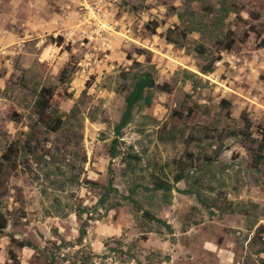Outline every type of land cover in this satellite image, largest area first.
<instances>
[{"label":"rangeland","instance_id":"obj_1","mask_svg":"<svg viewBox=\"0 0 264 264\" xmlns=\"http://www.w3.org/2000/svg\"><path fill=\"white\" fill-rule=\"evenodd\" d=\"M143 73L169 91L117 137ZM263 135L264 0H0V264H264Z\"/></svg>","mask_w":264,"mask_h":264},{"label":"trees","instance_id":"obj_2","mask_svg":"<svg viewBox=\"0 0 264 264\" xmlns=\"http://www.w3.org/2000/svg\"><path fill=\"white\" fill-rule=\"evenodd\" d=\"M203 51V50H202ZM210 70L207 68L206 72ZM204 72V73H206ZM69 70L65 69L62 72V80L66 81L68 79ZM158 88L162 91H169L166 85L159 86L156 84L154 78L149 73H143L140 75L134 83L133 89L126 96V108L122 115L120 123L116 126V136L121 137L123 129L128 125L131 120L133 111L135 107L144 102L146 105H151L153 100L150 96H147L146 93L150 89ZM63 95H60L57 90L52 88H45L39 95V100L36 103V112L38 114L39 120L45 124L49 133H55L59 131L62 127L63 120L61 118L54 119L52 122H47L48 112L53 105H58L63 100ZM244 130L242 132V136L247 139H251L253 136L252 127L253 124L250 120L245 121ZM21 152V146L19 142L14 141L9 144L5 152L3 153L0 161V191L4 188L5 182L4 178L8 175L9 170L16 171L17 170V158L19 157ZM222 152V148L219 149L218 153ZM116 150L113 146L111 157L114 158L116 156ZM130 165V164H128ZM264 166V135L263 140L259 144L258 148L253 151V161H252V169L255 173L260 174L261 168ZM188 167H181L179 173L174 177V183H170L167 181L159 180L155 182L154 188L158 191L164 192L167 194L170 192L175 185L180 183L185 179L186 171ZM4 193V192H2ZM82 216V213L80 217ZM6 221L2 217L0 218V232L6 229ZM258 233L264 234V226L258 229ZM86 235V229L81 231V237ZM16 241V240H13ZM18 248L23 249L26 247H32L33 245L30 242H16ZM10 260L11 264H20L19 255L16 251H10Z\"/></svg>","mask_w":264,"mask_h":264}]
</instances>
